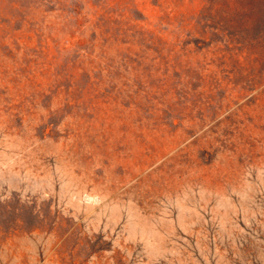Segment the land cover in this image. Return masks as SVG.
<instances>
[{"label": "rangeland", "instance_id": "rangeland-1", "mask_svg": "<svg viewBox=\"0 0 264 264\" xmlns=\"http://www.w3.org/2000/svg\"><path fill=\"white\" fill-rule=\"evenodd\" d=\"M0 264H264V0H0Z\"/></svg>", "mask_w": 264, "mask_h": 264}]
</instances>
